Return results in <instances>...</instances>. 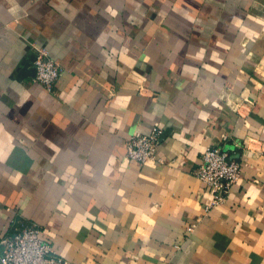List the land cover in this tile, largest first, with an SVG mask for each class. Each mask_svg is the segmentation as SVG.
Instances as JSON below:
<instances>
[{"label": "crops", "instance_id": "crops-1", "mask_svg": "<svg viewBox=\"0 0 264 264\" xmlns=\"http://www.w3.org/2000/svg\"><path fill=\"white\" fill-rule=\"evenodd\" d=\"M208 146L241 167L206 211ZM27 223L67 264H264V0H0V239Z\"/></svg>", "mask_w": 264, "mask_h": 264}, {"label": "built area", "instance_id": "built-area-1", "mask_svg": "<svg viewBox=\"0 0 264 264\" xmlns=\"http://www.w3.org/2000/svg\"><path fill=\"white\" fill-rule=\"evenodd\" d=\"M35 74L34 83L51 90L60 75V68L48 56L46 50L36 51L33 62ZM161 129L150 128L146 134H133L125 140V156L130 164L141 166L147 162L163 163L157 148L160 142ZM241 163L230 158L228 152L219 146H208L202 152L200 162L195 170V176L212 194L208 211L223 203L231 186L237 182ZM190 229V228H189ZM59 257L52 246L42 239L41 230L37 224H21L15 227L10 235L0 239V264H67Z\"/></svg>", "mask_w": 264, "mask_h": 264}, {"label": "water", "instance_id": "water-1", "mask_svg": "<svg viewBox=\"0 0 264 264\" xmlns=\"http://www.w3.org/2000/svg\"><path fill=\"white\" fill-rule=\"evenodd\" d=\"M36 58V52L25 58L22 62V66L17 73V79L21 80L25 76L33 77L35 74V67L33 62Z\"/></svg>", "mask_w": 264, "mask_h": 264}]
</instances>
